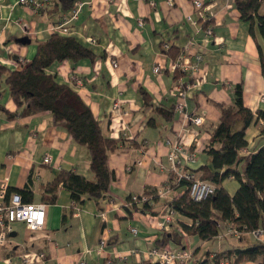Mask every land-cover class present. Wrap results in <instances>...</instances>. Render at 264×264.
<instances>
[{"label": "crops", "instance_id": "0c3cea01", "mask_svg": "<svg viewBox=\"0 0 264 264\" xmlns=\"http://www.w3.org/2000/svg\"><path fill=\"white\" fill-rule=\"evenodd\" d=\"M78 1L84 4L65 34L93 55L75 64L55 63L47 73L72 88L99 122L103 135L118 141V148L107 158L114 178L103 198H84L75 204L59 187L55 203H47L44 186L60 170L93 177L87 151L53 124L49 112L8 117L6 113L16 111V106L2 84L0 182L7 184V199L19 195L17 191H30V203H43L46 208L41 230L11 224L12 231L0 246V264H141L164 233L173 236L159 248L190 254L182 264H214L216 254L264 242V236L252 233L228 234L224 222L215 239L200 241L183 233L182 226H190L191 220L177 212L162 227L165 207L186 186L171 189L165 198L152 195L171 179L168 157L175 144L182 149V161L191 154L184 167L198 178L201 168L210 167L204 148L217 126L220 107L234 103L236 86H241L246 109L253 114L264 111L260 64L264 45L256 27L252 36L234 0ZM194 1L202 6L196 8ZM57 3L53 0L52 6L35 12L18 0H0V65L19 71L17 59L32 60L38 44L50 37L53 23H62L71 14L52 10ZM260 12L264 13V4ZM21 37L30 43H16ZM156 66L159 74L153 72ZM74 77L81 80L80 85L73 82ZM177 87L184 96H179ZM115 101L119 107L113 110ZM177 105L183 106L182 112L175 110ZM191 115L203 117V124L189 123L186 116ZM262 126L255 121L245 129L247 146L239 150L235 165L241 175L246 159L264 147ZM46 157L50 158L47 164ZM142 158V164L136 165ZM222 187L232 197L239 184L227 178ZM142 195L149 197L145 211L133 209L129 198ZM217 264L229 261L220 259Z\"/></svg>", "mask_w": 264, "mask_h": 264}, {"label": "trees", "instance_id": "16d2710c", "mask_svg": "<svg viewBox=\"0 0 264 264\" xmlns=\"http://www.w3.org/2000/svg\"><path fill=\"white\" fill-rule=\"evenodd\" d=\"M52 1L36 12H42L52 6ZM77 1L56 0L58 3L52 10L59 13L71 12ZM263 4L264 0H234L240 20L249 23L252 36L256 27L264 45V13L260 12ZM59 22L53 24L57 25ZM92 55L93 52L75 37L54 33L38 44L35 56L22 66L21 70L11 71L0 65V87L2 84L6 85L18 111L7 112L8 117L49 112L53 124L63 128L74 142L84 146L87 151L89 170L93 177L89 179L72 170H60L44 186V193L48 194L46 202L50 204L55 203L59 187L70 194L71 201L75 204L81 203L84 198H103L114 178L107 168V158L118 148V141L103 135L99 122L72 88L47 73V69L55 63L71 61L75 64L79 60L91 58ZM260 64L264 76L262 53ZM234 95L235 100L231 106L220 107L217 126L204 148L210 158V167L200 169L199 179L211 184L214 193L205 200L193 201L189 197L187 183L177 182L173 172H170L171 179L165 184L171 189L186 186V191L169 205L175 212L191 220L190 226H182L183 233L196 235L203 242L212 241L219 235L221 222L226 223L227 229L230 228L239 236L244 233L253 234L258 229L264 230V147L246 159L242 175L235 170V165L240 160L238 152L247 146L245 129L251 123L261 121V134L264 135V111L259 110L253 114L243 106L240 85L235 87ZM227 178H233L239 184L232 197L222 187V182ZM17 193L21 195L23 203L31 202L30 191ZM155 193L156 191L152 194L154 197ZM143 197H137L136 201L129 198L133 209L145 211L147 204L142 200ZM171 236L173 235L164 233L161 242H157V247L164 246V243L171 240ZM220 259L229 261V264H264V242L239 245L216 254L214 264ZM141 264L149 262L144 261Z\"/></svg>", "mask_w": 264, "mask_h": 264}, {"label": "built area", "instance_id": "2783aa9c", "mask_svg": "<svg viewBox=\"0 0 264 264\" xmlns=\"http://www.w3.org/2000/svg\"><path fill=\"white\" fill-rule=\"evenodd\" d=\"M50 0H18V3L23 4L33 11H38L39 8L49 4ZM83 2H76L74 5L73 10L68 18H66L62 23L57 25H53L50 29V33L66 35L65 33L68 31V23L77 18ZM194 5L196 8H200L202 3L200 1H194ZM166 45L164 46V50H166ZM17 64L20 66H24L26 63L22 59L16 60ZM113 66L116 63L112 62ZM176 68V64L174 65ZM153 72L159 74L158 67H153ZM73 82L75 84L80 85L81 80L79 78L74 77ZM177 92L179 96H184L182 90L178 89ZM261 101L264 102V95L261 96ZM119 107L117 101L113 102L112 109L116 110ZM176 111L182 112L183 106L177 105L175 107ZM187 121L195 126H201L203 124V117L201 116H186ZM170 155L168 157V163L170 165L169 169L177 178V182H186L187 183V190L189 193V197L193 201H202L211 196L214 193V187L209 184L208 182L200 180L195 173L187 169L185 166L186 160H191V154L186 157V160L180 159L179 154L182 152V149L175 144L171 148ZM144 155V153H143ZM50 158L46 157L43 159L45 164L49 163ZM143 158L141 161H138L136 165H141ZM128 170H130L128 168ZM6 190L7 184L5 182H0V246H3L6 239V234L11 232V224L15 222H20L25 225L28 230L37 231L41 230L45 223V208L46 205L43 203H30L25 204L21 202L19 195H13L9 199L6 198ZM171 191L170 186L163 185L156 189V197L158 198H165L167 197L168 193ZM149 197H143L142 200L146 201ZM132 201L137 200V196L131 197ZM131 202L129 201V205ZM176 213L171 206L168 204L164 212L162 213V217L164 223L161 225L164 227L167 225L171 219L172 215ZM131 232L135 233L134 229ZM228 234L232 233L231 235H238L235 231L231 230L230 228L227 229ZM255 237L261 238L264 236V230L258 229L253 232ZM104 245V241L100 242V246ZM190 259V254L179 249H172V248H158L154 247L147 252V260L149 264H182L185 263ZM78 264H85V262L81 261Z\"/></svg>", "mask_w": 264, "mask_h": 264}, {"label": "water", "instance_id": "95a60500", "mask_svg": "<svg viewBox=\"0 0 264 264\" xmlns=\"http://www.w3.org/2000/svg\"><path fill=\"white\" fill-rule=\"evenodd\" d=\"M16 43L29 44L30 40L27 37H21V38L16 39Z\"/></svg>", "mask_w": 264, "mask_h": 264}, {"label": "rangeland", "instance_id": "374dc122", "mask_svg": "<svg viewBox=\"0 0 264 264\" xmlns=\"http://www.w3.org/2000/svg\"><path fill=\"white\" fill-rule=\"evenodd\" d=\"M20 66V64H18Z\"/></svg>", "mask_w": 264, "mask_h": 264}]
</instances>
